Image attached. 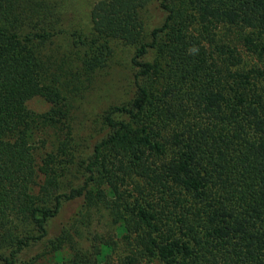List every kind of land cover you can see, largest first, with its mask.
I'll return each mask as SVG.
<instances>
[{
    "label": "trees",
    "instance_id": "1",
    "mask_svg": "<svg viewBox=\"0 0 264 264\" xmlns=\"http://www.w3.org/2000/svg\"><path fill=\"white\" fill-rule=\"evenodd\" d=\"M13 1L0 0V264L43 241L79 197L124 228L133 247L121 264H264V68L239 67L241 55L216 33L229 25L264 35V0H159L166 16L149 42L141 11L152 0L97 1L84 63L103 65L113 42L132 47L134 94L110 108L108 131L81 158L70 151L65 98L44 82L35 54V39L52 34L17 31ZM36 96L49 111L28 107ZM72 164L87 177L64 191ZM99 179L108 189L93 195ZM55 264L109 260L77 249Z\"/></svg>",
    "mask_w": 264,
    "mask_h": 264
},
{
    "label": "rangeland",
    "instance_id": "2",
    "mask_svg": "<svg viewBox=\"0 0 264 264\" xmlns=\"http://www.w3.org/2000/svg\"><path fill=\"white\" fill-rule=\"evenodd\" d=\"M97 1L17 0L10 3L13 10L9 8L10 17L21 34L45 31L52 34L35 39L34 49L42 62L44 82L60 90L67 103L68 123L72 125L75 137L70 151L75 153L76 158L90 153L93 144L108 131L105 117L110 108L127 102L134 94L132 47L113 42L112 53L103 65L87 67L84 63L93 49L91 41L95 32L91 10ZM165 16L159 0H152L142 9L143 41H151V31L164 22ZM216 33L219 42L231 45L241 55L239 67L264 68V35H259L253 29L239 30L229 25H220ZM249 35L252 42L247 41ZM153 56L154 52L151 51L147 58L152 59ZM261 84H264V80ZM27 105L37 113L51 108L50 103L41 96L33 97ZM46 137L36 139V145H40ZM43 150L37 149L38 153ZM47 150L50 151L51 146L40 154ZM65 173L61 180L64 191L71 186L83 185L87 177L86 171L78 164L70 165ZM99 181L89 185L93 195L99 188L108 189ZM136 181L137 178L130 177L129 188ZM85 201L79 197L65 202L60 212L48 222V235L43 241L25 249L11 264H55L73 257L77 249L87 252L102 250L109 264H121L123 257L133 247L132 242L124 236L127 234L119 226L120 222H115L104 212L105 208L98 209L97 205L87 208L83 205ZM64 230L68 235L61 237ZM146 262L160 264L151 260Z\"/></svg>",
    "mask_w": 264,
    "mask_h": 264
}]
</instances>
